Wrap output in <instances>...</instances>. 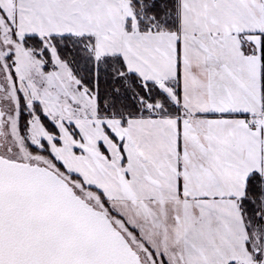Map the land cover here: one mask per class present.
<instances>
[{"label":"snow or ice","instance_id":"1","mask_svg":"<svg viewBox=\"0 0 264 264\" xmlns=\"http://www.w3.org/2000/svg\"><path fill=\"white\" fill-rule=\"evenodd\" d=\"M0 264H264V0H0Z\"/></svg>","mask_w":264,"mask_h":264}]
</instances>
